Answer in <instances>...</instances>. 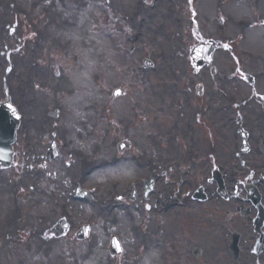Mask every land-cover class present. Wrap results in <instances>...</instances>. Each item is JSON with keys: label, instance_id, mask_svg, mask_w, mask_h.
Returning <instances> with one entry per match:
<instances>
[{"label": "rangeland", "instance_id": "1", "mask_svg": "<svg viewBox=\"0 0 264 264\" xmlns=\"http://www.w3.org/2000/svg\"><path fill=\"white\" fill-rule=\"evenodd\" d=\"M244 2L0 0V48L13 51L9 59L0 54V100L5 89L13 93L12 105L25 116L14 148L16 160L24 166L25 146L35 143L41 153L42 137L34 142L35 137L54 131L66 136L62 147L68 146L67 151L81 150L95 162L118 156L129 159L138 151L143 168L141 173L129 160L97 172L87 186L104 182L98 186L103 194L78 206L70 204L76 229L56 239L45 232L53 234L62 218L61 204L69 202L76 171L66 172L68 159L24 170L18 162L0 170V264H163L159 250L166 247V236L170 242L172 233L178 238L185 233L187 242L180 237L185 250L194 244L211 252V162L219 160L227 166L238 162L230 138L224 135L232 125H226L222 116L232 113L231 94L251 99L241 114L262 109L254 91L243 82L246 87L233 90L238 80L231 83L229 78L237 68H253L264 88V25L260 24L264 15L257 12L250 18L252 10ZM239 14L247 18L236 17ZM243 21L253 23L250 30ZM208 39L219 42L221 49L213 58L214 68L197 71L191 65V48ZM143 60L151 66L143 67ZM117 89L123 95L114 98ZM258 93L264 94V89ZM236 110L232 115L239 114ZM22 131L29 136L24 141ZM71 140H75L72 146ZM121 141L131 144L124 153L117 148ZM141 176L153 178L154 188L146 199L139 191L133 201L128 194L117 203L113 208L117 215L110 221L116 219L118 226L104 221L101 225L99 215L88 212L99 211L102 200L115 198L112 181L118 179L124 186ZM32 185L39 190L34 192ZM200 188L206 201L184 202L177 209L185 221L171 229L172 214L161 213L165 195L176 198ZM17 204L22 206L21 217ZM11 215L15 220L8 224L4 220ZM86 222L94 229L79 243L74 232ZM111 236L118 237L123 248L117 257L108 250ZM190 239H194L191 244ZM153 248L158 250L150 253ZM201 258L191 255L186 264H204Z\"/></svg>", "mask_w": 264, "mask_h": 264}, {"label": "flooded vegetation", "instance_id": "2", "mask_svg": "<svg viewBox=\"0 0 264 264\" xmlns=\"http://www.w3.org/2000/svg\"><path fill=\"white\" fill-rule=\"evenodd\" d=\"M1 50L0 48V52ZM239 71L240 75L244 76L245 73L242 70ZM256 84L255 81L253 86ZM257 99L260 100V98ZM246 100L249 102L251 99ZM233 103L230 102L232 106L228 105L229 110L233 113V108L237 109L240 115L231 113L222 116V119L226 125H232L228 134L224 135L230 138L233 153L238 162L228 166L219 163V160L211 162L218 166L225 193H218L217 184L212 178L211 252L201 250L198 258L202 257L200 260L204 264H264V108L252 114L250 112L241 114L240 111L244 110L249 103L243 106H236ZM221 128L225 130L224 125H221ZM241 133L245 135V145L242 143ZM54 137L60 150L57 160L65 162L64 158H67L69 168L66 172L76 171L72 182L76 184L78 175L86 178L90 166L86 165L83 155L80 152L76 155L71 153L65 155L66 146L62 147V145L66 143V136L57 137L59 139ZM71 158H74V161H71ZM79 158L80 161H77ZM149 163L147 160L145 165L148 166ZM137 165L142 167L141 158L137 161ZM232 166L241 168L236 169ZM228 167L230 168L227 169ZM169 213L173 214L174 211L169 210ZM172 228H176V225ZM181 241L182 239L176 236H172L170 242L165 241L164 264H186V260L191 255H195V250H189V247L185 250ZM189 241L191 243L194 239ZM196 246L192 244V249Z\"/></svg>", "mask_w": 264, "mask_h": 264}, {"label": "water", "instance_id": "3", "mask_svg": "<svg viewBox=\"0 0 264 264\" xmlns=\"http://www.w3.org/2000/svg\"><path fill=\"white\" fill-rule=\"evenodd\" d=\"M16 123L3 110H0V166H9L11 160L10 144L13 141L12 133Z\"/></svg>", "mask_w": 264, "mask_h": 264}, {"label": "bare ground", "instance_id": "4", "mask_svg": "<svg viewBox=\"0 0 264 264\" xmlns=\"http://www.w3.org/2000/svg\"><path fill=\"white\" fill-rule=\"evenodd\" d=\"M19 90H20V89H19ZM19 90H18V91H19ZM18 91H17V92H18ZM5 93H6V94H5V95H6V98H7V97H8V98L10 97V99H11V96H14L13 93H10V92H7V91H6ZM5 95H4L3 98H5ZM141 125H142V124H141ZM141 125H140V128H139V127L137 128L138 132H139V131H142V126H141ZM186 203H187V202H186Z\"/></svg>", "mask_w": 264, "mask_h": 264}]
</instances>
